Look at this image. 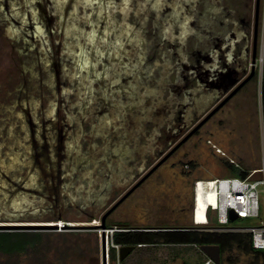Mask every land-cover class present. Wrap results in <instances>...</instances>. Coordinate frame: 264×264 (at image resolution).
<instances>
[{
    "label": "rangeland",
    "instance_id": "rangeland-1",
    "mask_svg": "<svg viewBox=\"0 0 264 264\" xmlns=\"http://www.w3.org/2000/svg\"><path fill=\"white\" fill-rule=\"evenodd\" d=\"M55 2V30L49 37L47 28L38 22L42 16L35 6L37 0H0V204L3 203L0 206L5 210L0 209V225H56L55 229L24 231L49 233L54 237L57 234L75 235L68 244L57 242L58 249L48 252L43 264H102L100 235L104 231L105 260L106 264H111L108 258L110 236L113 231H118L117 224L153 229L187 227L176 221L181 214L178 199L189 194L178 164L173 168L168 164L160 169L158 175L143 183L131 198L111 212L105 219V226L110 228L102 230L99 226L102 216L140 179L134 181L135 177H132L142 166L141 160L150 154V149L153 155H158L161 149L162 154H166L168 147L155 143V139L164 131L168 118L176 110V103H182L184 98L181 94L172 95L177 89L176 84L181 83V66L194 64L198 58L196 54L206 55L207 50H212L211 57H214L213 51L219 43L216 38L223 39L232 31L237 36V44L231 53L238 59L229 66L235 68L240 63L247 70L242 80L248 75L250 58L246 63L241 61L246 41L242 29L245 27L244 31H247L250 17L251 45L256 0H198L196 18L190 19L183 28L174 26L170 30L177 39H169L160 48L153 46L149 37L143 66L147 71L135 78L117 75L120 85L113 83L115 91L111 95L119 99L112 100L111 104H119L121 100L124 105L129 104L128 94L121 87L117 88L121 85L128 87L131 83L139 97L134 108H123L119 113L103 99V89L112 81L113 74L95 51L96 48L103 50L100 8L86 0ZM107 10V14L103 11L105 17L112 15L120 20L122 13ZM240 19L246 22L244 26L239 25ZM151 20L149 17L147 25H141L135 10L128 14V23L145 31L151 30ZM114 38L115 35L113 43ZM50 45L51 49H54L53 45L59 46L54 61L50 58ZM224 50V54L228 53ZM112 64L119 69L114 60ZM98 74L102 79L95 77ZM253 75L247 85L255 84L254 92L261 103L256 112L257 122L253 120L255 112L251 107L243 109L241 114L249 117L242 134L249 135L254 142L258 134H264V0H258ZM171 84H174V91L169 92L167 86ZM189 84L199 91L195 78ZM250 89L248 86L242 93L252 101L254 94ZM204 91L201 89L200 94L195 95L194 104L186 107V116L193 118L199 113V119H203L218 105L220 100H208ZM86 102L89 103L86 105ZM118 114L123 118L118 125L122 123L124 127L119 133L106 131L105 121L115 119ZM125 130L127 135H124ZM61 135L63 139L58 142ZM36 163L45 169L47 165H59L64 190L57 196L64 206L52 208L38 190V184L45 185ZM16 184L26 187L29 192L18 194L14 190L11 196L1 194L2 188L12 190ZM35 207L45 211L34 213ZM216 222L214 217L212 224L216 225ZM60 223L77 227L66 229ZM223 253L221 261L225 264H257L260 260L250 253L241 257L230 250ZM183 259L187 264H201L204 255L197 246L147 245L135 248L124 261L116 264H177L183 263Z\"/></svg>",
    "mask_w": 264,
    "mask_h": 264
},
{
    "label": "flooded vegetation",
    "instance_id": "flooded-vegetation-1",
    "mask_svg": "<svg viewBox=\"0 0 264 264\" xmlns=\"http://www.w3.org/2000/svg\"><path fill=\"white\" fill-rule=\"evenodd\" d=\"M48 5V6H47ZM36 8L39 12V14L42 16V18H40L38 20V22L40 24L43 23V27L47 28V32L46 34L49 37H52V34L54 33L55 30V7H56V2L55 0H37L36 3ZM255 14H254V19L252 20V41H251V45H249V30H250V17L249 22L246 24V28L247 31L245 32L242 29L243 33L245 35H243V38L246 39L245 41V47H244V57L241 58L242 62L244 61L245 63L248 61V58H250V62H251V57L252 55H256V47H257V34H258V0H256V4H255ZM257 8V9H256ZM101 10V9H100ZM102 11V10H101ZM104 13L107 14V8L103 9ZM114 14L116 12H113ZM136 16V15H135ZM239 25L240 26H244L246 22H244L242 19H240V21L238 20ZM104 22H100L99 24L100 26H103ZM188 30V28H185ZM118 37L115 36L114 39H116ZM218 40V44H217V48L219 51L218 54L214 55L215 58V62L217 64H219V68L216 70L212 69L210 70L212 76H214V72H216L215 76H220V78H222V76L225 75V77L223 78V80H216L215 77L213 80H211L209 77L206 78V72L209 73L208 69H205L206 66L208 64H205L206 61H210V59H212V57L210 58L209 55L211 54L212 50H207L205 53L206 55H200L199 53L196 54L197 59L195 60V66L194 68V73L195 75H197V77H195V81L197 87H203V86H207L210 88H213L216 94V100H221V96H224V98H226L229 94L232 93L233 90H235L240 84L241 82H243L242 78V74L246 71V66H241V64H237L235 68H231V66H229L226 62L227 60H232V63L237 62L238 56L233 55L231 52L234 48V46H236L237 44V36L235 35L234 32H229L228 34H226L224 36L223 39H221L220 37L216 38ZM88 41V40H87ZM89 42L91 43V39L89 38ZM221 43H223V46L221 47ZM92 44V43H91ZM93 45V44H92ZM54 49H51L52 46L50 45V58L52 59V61H54L57 57V52L59 50V46L58 45H53ZM142 47H144L143 45H141ZM249 47L251 48V51L249 53ZM225 49L226 54L225 53ZM229 48V49H228ZM94 54V53H93ZM229 56L230 58H226ZM242 56V55H240ZM256 57V56H255ZM98 59H101L103 63H105L106 66L109 67V57L108 54L106 53V56L104 58H100L98 56ZM92 60H94V58H92ZM256 61V58H255ZM213 62L211 61L210 66ZM246 65V64H245ZM205 67V68H204ZM242 67V68H241ZM251 72V69L249 70V73ZM230 74V77H226V75ZM248 73V74H249ZM104 74L102 73V76ZM222 75V76H221ZM102 76L100 74H98L97 78L102 79ZM254 77V76H253ZM253 77L247 82L249 83L250 81H252ZM182 80H184V82L186 81V83L188 80L182 76ZM232 78H237L240 79V81L234 86L232 87L227 93L223 94V89L229 84L230 80ZM192 80V79H191ZM247 83H245L242 87H244ZM198 87V88H199ZM242 87H240L239 89H241ZM118 89L120 88V86L117 87ZM201 89V88H199ZM239 89L237 91H235L232 96L230 97V99L228 101H226L224 103V105H222L213 115H211L204 123L201 124L203 119H199L200 114L198 113L196 115V117H189L185 115V111L187 110L186 107L189 106V100L185 99L183 100L182 103H176V110L173 111L171 117L168 118V124L165 126L164 131H161V133L159 135L156 136L155 139V143L157 142L158 144L162 143V146H164L165 148L168 147L166 154H162V150L161 149L158 152V155L154 154L153 155V151L152 149H150V154L146 155L144 157V160H141V164L142 166L140 167L139 170L136 171L135 175L132 177L134 178L133 180H137L138 178H140L135 184H133L131 186V188L123 195L125 196L126 194L129 193V195H127V197L124 198V200L122 202L119 203L120 199L123 197H121L120 199H118V201L115 203L117 204V206L115 207V209L119 206H121L124 202H126L129 198H131V196L134 194V192L145 182L149 181L150 179H153L156 175H158L160 173V169H162L163 167H166L169 162L171 161V159H173L174 157H176L177 152L181 149V147H183L188 141L189 139H191L192 136H194L196 133L199 132V130L208 122L211 121V119H213L217 113H219L226 105L227 103L230 102V100H232V98L235 96V94L239 91ZM174 91V90H173ZM175 93L172 92V95L175 96V94H179L178 90L174 91ZM222 99V100H223ZM107 102H109L108 100H105ZM89 102H86V105ZM98 109V108H97ZM98 111V110H97ZM99 114V112H98ZM194 118H196L194 120ZM164 126V125H163ZM63 135H61V137L59 138L58 142L62 141ZM58 144V143H57ZM60 147V145H59ZM59 149V148H58ZM136 163V161H133ZM139 162V161H138ZM38 164V165H37ZM37 169L39 171V177L41 178V182H43V187L47 188V194H42L43 197L47 198L49 200L50 206H52V208H57L56 206H58L59 208L64 206V203H59V196H57V193L63 192L64 187L62 186V179L59 177L60 172L62 170H60L59 165H47V169L43 168L40 166V163H36ZM54 166V168H52ZM148 166V167H147ZM134 167V166H133ZM174 167V164L172 165V168ZM55 169V173L53 174L52 172ZM148 169V170H147ZM147 170V172H146ZM142 174H144L142 176ZM142 176V177H141ZM130 183V180L129 182ZM61 189V190H60ZM39 190V189H38ZM40 191V190H39ZM41 192V191H40ZM181 197V196H180ZM179 197V198H180ZM187 203V206H190V203L192 201V196H191V201H190V196L186 195L185 196V200ZM114 204V205H115ZM49 205V204H48ZM114 209V210H115ZM113 210V211H114ZM181 210H184V208H181ZM112 211V212H113ZM109 216V215H108ZM107 216V217H108ZM129 225V224H127ZM131 228V229H129ZM175 228V227H173ZM139 228H133V227H129L128 226V230L129 232H136V230H138Z\"/></svg>",
    "mask_w": 264,
    "mask_h": 264
},
{
    "label": "crops",
    "instance_id": "crops-1",
    "mask_svg": "<svg viewBox=\"0 0 264 264\" xmlns=\"http://www.w3.org/2000/svg\"><path fill=\"white\" fill-rule=\"evenodd\" d=\"M194 66L195 63L187 65L188 69ZM211 67L214 69L217 68L215 64H211ZM182 76L188 80L187 82L192 81L188 71L183 72ZM189 83H186V81L184 82V80L181 79V83L176 84V90H178L179 94L184 97L183 100L189 99L190 101L188 104L192 106V104H194L195 95H197V93L200 94L199 91L201 89L199 90L197 87L199 90L197 91V89L192 88V85ZM247 84L239 89L232 100H230V102L219 112L220 114L211 119V121L205 124L198 133L192 136L191 139H189V141L177 152L176 157L169 162L171 166L173 164L176 167L177 164L180 165L178 169L181 174L183 173L180 176L188 186V196H190V201L192 196V185L195 181L231 178L229 177L232 174L231 167L238 168L243 172H252L259 170L264 166L263 132H261L260 135L258 134L254 142L253 140H250L249 135H246L245 133L242 134L245 126L249 123V117L242 115L241 111L245 108L251 107L253 112H255L253 113V120L256 123L257 108L261 104L254 92V83ZM173 85L174 84L167 86L169 92L173 91ZM248 86H251L250 91H253L252 93L254 94L252 101L247 98L246 93H242ZM212 91L213 90L208 88L204 91L208 100L216 98V94ZM262 101L264 109L263 96ZM215 148L221 153L216 151ZM229 160H232L234 164H231ZM186 166H188V168H186ZM185 196L186 195L178 199V210L181 214L176 221L188 226L191 222V203L190 206H187V203L184 201ZM181 208H184V210H181ZM229 250L231 253L239 257H241L242 254H246V252L235 244ZM263 252L264 251H257L256 254L250 253L260 258L257 264H264ZM223 254L224 253H222V255ZM177 264L187 263L183 259V263L180 261L177 262ZM221 264H225L224 260L221 261Z\"/></svg>",
    "mask_w": 264,
    "mask_h": 264
},
{
    "label": "snow or ice",
    "instance_id": "snow-or-ice-1",
    "mask_svg": "<svg viewBox=\"0 0 264 264\" xmlns=\"http://www.w3.org/2000/svg\"><path fill=\"white\" fill-rule=\"evenodd\" d=\"M86 2L98 6L102 11L100 19L104 22L100 27L101 48H96L100 58L107 53L109 57V70L113 74L112 81L103 89L105 93L103 99L108 100L109 107L119 113L123 108H134L135 101L139 98L136 89L129 83L128 87H123L121 90L128 94L129 104L124 105L122 100L119 104H111L112 100L119 99V97L111 95L115 91L113 83L120 85V79L117 75L127 79L128 77L142 76L147 70L143 67L146 62V48L150 43L153 46L163 48V45L169 39H177L171 35V29L174 26L183 28L188 24L190 19H195V7L198 0H86ZM67 3V0H65ZM111 9L113 12L122 13L120 20L114 16H104L103 9ZM187 8V11H185ZM165 9H170V12H165ZM133 10L139 15L138 23L147 25L149 17H152V28L150 31H145L144 28H138L135 24L128 23V14ZM95 36V32L92 33ZM118 38L113 43V36ZM126 45H131L127 47ZM143 45L144 47H142ZM117 46L119 51H117ZM119 65L117 69L112 61ZM125 61H127L125 63ZM135 61V63H133ZM99 62V61H98ZM122 70V71H120ZM122 116L119 114L115 119H108L105 121L106 131H115L117 133L124 127L122 123ZM118 125V126H117ZM127 135V131H124Z\"/></svg>",
    "mask_w": 264,
    "mask_h": 264
},
{
    "label": "trees",
    "instance_id": "trees-1",
    "mask_svg": "<svg viewBox=\"0 0 264 264\" xmlns=\"http://www.w3.org/2000/svg\"><path fill=\"white\" fill-rule=\"evenodd\" d=\"M89 10V8H85ZM263 98H264V82H263ZM232 174L237 178H245L248 172H243L238 168L231 167ZM14 190L18 194H27L29 190L21 185H15L12 190L5 188L1 189L3 196H11ZM3 204V203H1ZM0 204V205H1ZM30 208L34 209L33 206ZM2 211H5L0 206ZM9 209V208H8ZM7 210V209H6ZM10 211V209H9ZM43 208L35 207L34 213L44 212ZM239 222V221H237ZM106 228H110L106 226ZM131 229V228H129ZM153 228H139V231H113L110 236V248L108 250V258L111 264H116L117 253L114 246L123 245H186V246H201V245H218L220 253L229 250L234 244L241 248L246 253H254L250 246L249 234L239 233H217L207 231H179L186 227L179 228H163L171 229V231H148ZM160 229V228H158ZM53 236V240H52ZM74 234H57L41 233L34 231H0V264H43L48 252L58 249L57 242L70 243L74 238ZM97 248V239H95V251ZM264 258V252H263Z\"/></svg>",
    "mask_w": 264,
    "mask_h": 264
},
{
    "label": "built area",
    "instance_id": "built-area-1",
    "mask_svg": "<svg viewBox=\"0 0 264 264\" xmlns=\"http://www.w3.org/2000/svg\"><path fill=\"white\" fill-rule=\"evenodd\" d=\"M215 150L221 153L218 149L215 148ZM229 162L234 164L232 160ZM200 186L203 188L200 197L202 215L198 213L201 207L198 204L197 190ZM262 188H264V166L259 170L248 172L245 178L195 181L192 185L191 222L186 229H179V231L249 234L251 248L264 251ZM232 213L237 216V220L233 222L230 221ZM214 217L217 221L216 225L212 224ZM114 247L118 249V246ZM201 264L215 263L204 257Z\"/></svg>",
    "mask_w": 264,
    "mask_h": 264
},
{
    "label": "water",
    "instance_id": "water-1",
    "mask_svg": "<svg viewBox=\"0 0 264 264\" xmlns=\"http://www.w3.org/2000/svg\"><path fill=\"white\" fill-rule=\"evenodd\" d=\"M257 9V8H256ZM219 50L218 49H215L213 51V55H216L218 54ZM229 52V51H228ZM226 58H230L229 56L227 57V55H225ZM256 55H252V59H251V62H250V69H251V72L244 78L243 82H241V84L235 89L232 91L231 94H229L226 98H224L223 100H220V102L218 103V105L213 108L204 118V120H202L201 124L204 123L211 115H213L222 105H224V103L226 101H228L230 99V97L232 96V94L237 91L240 87H242L245 83H247L254 75V65H255V57ZM209 57L211 58V54L209 55ZM211 61L213 62L212 64L216 65V67L218 68V65L217 63L215 62V58L212 57V59H210V61H206L205 64H208L206 66L205 69H208L209 70V73L206 72V78H212L211 80L215 79L216 80H223V78L225 77L222 76V78H220V76H215L216 75V72H214V76H212L210 70L214 69L213 67L210 66V63ZM228 65L230 63H232V60H227L226 62ZM212 68V69H210ZM232 68V67H231ZM190 69V70H189ZM187 67V65H182L181 66V70H182V73H181V76L183 74V72L185 71H188L191 79L197 77V75H195L194 73V68L191 67L189 68ZM216 70V68L214 69ZM217 71V70H216ZM247 73V70L242 74L241 77H244ZM230 77V74L226 75V77ZM181 79H183L181 77ZM196 79V78H195ZM241 79V78H240ZM240 79H237V78H232L229 82V84L223 89V94L224 93H227L232 87H234L239 81ZM198 85V84H196ZM199 87V86H198ZM201 89H211L213 90L212 92L215 93L214 89L213 88H210V87H207V86H203V87H199ZM200 90V89H199ZM189 100V99H188ZM216 100V98H215ZM190 101V100H189ZM38 188L39 190L41 191L42 194H47V188L45 187H42L40 184H38ZM128 194H126L125 196H123L119 203L122 202L124 200L125 197H127ZM117 206V204H115L114 206H112L101 218V221H100V228L102 230H105L106 229V226H105V219L107 218V216L115 209V207ZM237 220V216L235 214H230V221H236ZM63 228H76L77 226H73V225H68V224H65L62 226ZM115 227H117L118 231H126L128 230V225L127 224H117L115 225ZM56 228V225H0V231H17V230H41V229H55ZM136 231H139L136 230ZM148 231H171V229H163V228H160V229H148ZM100 244H101V256H102V264H106V237H105V232L103 231L100 235ZM142 245H123V246H119L118 249L116 250V253H117V262L120 263L122 261H124L133 251L135 248H139L141 247ZM198 249L200 250V252L208 259H210L212 262H214L215 264H221V253H220V248L218 245H201L198 247Z\"/></svg>",
    "mask_w": 264,
    "mask_h": 264
},
{
    "label": "bare ground",
    "instance_id": "bare-ground-1",
    "mask_svg": "<svg viewBox=\"0 0 264 264\" xmlns=\"http://www.w3.org/2000/svg\"><path fill=\"white\" fill-rule=\"evenodd\" d=\"M202 192H203V188L200 186V188L197 190L199 207H201V204H200V197H201ZM198 213H199V215H202V207L199 209ZM59 225L62 226V223H60ZM59 225H58V226H59Z\"/></svg>",
    "mask_w": 264,
    "mask_h": 264
}]
</instances>
